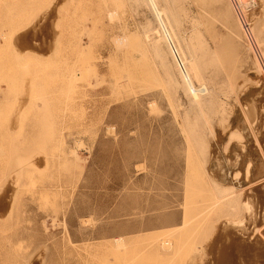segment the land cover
I'll list each match as a JSON object with an SVG mask.
<instances>
[{"label":"rangeland","instance_id":"rangeland-1","mask_svg":"<svg viewBox=\"0 0 264 264\" xmlns=\"http://www.w3.org/2000/svg\"><path fill=\"white\" fill-rule=\"evenodd\" d=\"M239 1L156 0L196 101L150 0H0V264H264V0Z\"/></svg>","mask_w":264,"mask_h":264},{"label":"bare ground","instance_id":"bare-ground-1","mask_svg":"<svg viewBox=\"0 0 264 264\" xmlns=\"http://www.w3.org/2000/svg\"><path fill=\"white\" fill-rule=\"evenodd\" d=\"M231 2H232V4H233V6L235 7V9H236V11L240 14V16L241 17H243V15H244V13H243V9H242V5H241V3H240V1L239 0H231ZM150 3H151V5L153 6V8H154V11L156 12V15H157V17L159 18V20L163 23V25H164V27H165V35L162 37V36H158L159 37V41L161 42L164 38L168 41V45H169V49H170V51H171V55H172V57H173V60H174V62L176 63V65H177V67L179 68V70H180V73L182 74V76H183V78H184V81H185V83H186V85H187V87H188V89H189V92H190V94L192 95V97L196 100V101H198L199 100V98H200V94H202V93H204L205 91H207L206 90V88L205 89H197L195 86H194V83H193V81H192V77H191V75L186 71V68H184V62H183V59H182V57L180 56V54H179V52H178V46L176 45V43H178L177 41H176V35L174 34V36H172V34H170L171 32H169L166 28V22H165V13H163V11H161L160 9H159V7L157 6V4H156V0H150ZM236 3V4H235ZM236 5V6H235ZM239 9H237V8ZM167 17V16H166ZM162 25V26H163ZM27 28L29 27V26H26ZM26 29V28H25ZM164 29V28H163ZM27 30V29H26ZM22 31H24V30H22ZM22 33H24V32H22ZM21 33V34H22ZM164 33V32H163ZM28 35V34H27ZM157 40V39H156ZM164 41V40H163ZM21 42H22V45H25L26 43H27V40H26V38L25 39H22L21 40ZM176 42V43H175ZM164 43V42H163ZM28 44V43H27ZM163 47V46H162ZM151 49V48H150ZM154 51V50H153ZM154 53V52H153ZM155 54H156V57L157 58H159V61L161 60H163V58H165V55H164V53L158 48V47H156L155 48ZM139 55V54H138ZM141 57V56H140ZM136 60H140V59H136ZM142 60V59H141ZM140 60V61H141ZM147 60V59H146ZM161 63V62H160ZM150 65V64H149ZM140 74V76H141V73H143V72H139ZM138 79H139V77H138ZM131 82V81H130ZM145 84V83H144ZM150 85V84H149ZM146 86V85H145ZM147 87V86H146ZM123 89V88H122ZM151 89V88H150ZM124 90V89H123ZM124 91H126V90H124ZM128 91V90H127ZM233 199H234V197H232ZM228 199H230V198H228ZM236 199V198H235ZM230 203H229V208L231 209V211L232 212H234V214H236L235 212H238L239 211V206H240V204H239V201H238V198H237V200H230L229 201ZM244 204V203H243ZM242 204V205H243ZM186 208V207H185ZM241 210H242V208H241ZM230 211V210H229ZM242 212V211H241ZM238 214V213H237ZM234 221V220H233ZM237 221V220H236ZM229 230V229H228ZM228 241V240H227ZM169 242H171V241H169ZM220 246V245H219ZM168 249V248H167ZM179 254V253H178Z\"/></svg>","mask_w":264,"mask_h":264},{"label":"built area","instance_id":"built-area-1","mask_svg":"<svg viewBox=\"0 0 264 264\" xmlns=\"http://www.w3.org/2000/svg\"><path fill=\"white\" fill-rule=\"evenodd\" d=\"M248 2V6L246 8L247 13L252 11L257 6L256 0H246ZM236 4V3H235ZM236 6V5H235ZM237 8V7H236ZM238 9V8H237ZM239 10V9H238ZM247 26V25H246Z\"/></svg>","mask_w":264,"mask_h":264}]
</instances>
